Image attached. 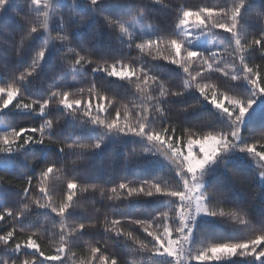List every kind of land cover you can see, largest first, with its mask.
Returning a JSON list of instances; mask_svg holds the SVG:
<instances>
[{"label":"snow or ice","instance_id":"1","mask_svg":"<svg viewBox=\"0 0 264 264\" xmlns=\"http://www.w3.org/2000/svg\"><path fill=\"white\" fill-rule=\"evenodd\" d=\"M112 40L119 54L108 55ZM0 57L11 62L0 64V264H264V204L249 211L264 199V0H0ZM37 80L43 93L27 94ZM121 83L127 94L109 87ZM110 137L133 138L110 173L119 179H81ZM153 159L165 172L141 176ZM217 172L224 181L210 183ZM149 198L163 206L115 215V202Z\"/></svg>","mask_w":264,"mask_h":264},{"label":"trees","instance_id":"2","mask_svg":"<svg viewBox=\"0 0 264 264\" xmlns=\"http://www.w3.org/2000/svg\"><path fill=\"white\" fill-rule=\"evenodd\" d=\"M165 2L175 7H179L180 5H185L187 7L195 8L199 6H205V5L214 6V5L223 3V0H165ZM145 7H149V6H145ZM151 7H155V6L153 5ZM116 10L117 9L113 7L105 8V11L114 12ZM162 19H163V16L154 19L152 22L160 23ZM173 20H174V15H169L167 17V22L169 24H171ZM81 32L86 38H91L92 36V33L89 32L87 29H82ZM80 34H81L80 32L74 33L75 36H79ZM100 35L101 37H103V39H106L107 31L105 29H101ZM215 41L219 42L220 44L224 43V41H222L219 38L215 39ZM39 42H40L39 39L37 41H34L33 47L37 46ZM100 43H102V40L100 38H97V40L93 42L92 46L96 47L99 50ZM107 47H108V55L119 54V49L116 48L118 47V43L115 40H112L111 42H109ZM54 55H55L54 52L49 55V58H48L49 62L51 61L52 56ZM133 55H135V53H133ZM26 60H27V56L25 57L24 61H20L17 63V67L22 66L26 62ZM256 62L259 63L260 60L257 58ZM0 64H7L11 66V62L4 57H0ZM42 74L44 76L45 86H47V84L51 83L52 73L49 72L47 68H45ZM7 75H9L8 72L0 70V78L7 76ZM109 87L114 88L116 91L121 92L122 94H127L124 92L125 86L122 83L121 84H110ZM43 91H44V86H42L38 80L31 81L28 85H26V92L29 95L39 96L43 93ZM175 103L180 104L182 103V101H176ZM259 103L260 101L257 102V104ZM256 107L257 106L254 105V108ZM205 110L211 111V109L208 106H205ZM201 111H204V110H201ZM188 118L190 120H194L196 118V114H191ZM39 119H40L39 117L33 116L32 117L33 121H31L28 119H23L22 114L10 113L8 122L9 123H20L24 126H29L30 124H33V123L38 125L40 123V121H38ZM70 123H74V121H71V119L68 118L61 125V129H60L61 136L65 135L68 132ZM92 131L93 133H96L97 135L99 134L95 128H93ZM89 134L91 135L92 133H89ZM132 142H133V138H130V137L129 138L110 137L109 140L102 146V150H100L93 156L92 160L89 163V166L85 169L80 170V174H79L80 178L81 179H92L93 175L95 174L100 179H104L107 177L109 178L110 182L117 181L119 177L116 176L115 174H110V173L112 169L118 168V166L120 165L122 161L124 151L131 147ZM136 143L139 144L140 141L137 139ZM56 152H57V149L55 148V146H51L49 149L46 150V154L41 158V160L37 161V164L42 163L43 160L49 158L47 153H56ZM70 160L71 158H69V163H70ZM238 163L240 164L242 168L246 170L249 168V165L243 156L240 157ZM164 172H165V164L162 161V159H153L151 163L147 164L146 166H142L140 169L141 176L156 175V174H161ZM220 181H224V177L222 176L220 172H217L209 177L210 183L220 182ZM17 184H18L17 181L12 180L10 183V186L16 187ZM6 196H7L6 193H0V201H3L6 198ZM96 196L98 197V193L96 194ZM231 196L233 199L240 201V202H247V199L250 200V195L249 197H246L245 194L239 190H233V192L231 193ZM83 203L85 206L89 208V210H91V207H92L91 198L84 200ZM107 203H113V202H107ZM115 203L118 205L117 213H115V215H119V214H129V213L145 214L146 212L151 211L153 208L163 206L164 202L162 200L159 202H155L151 198H149L147 201L132 202L128 207H124L123 205H120L122 202H119V201ZM262 204H264V199H257V200L251 201V207L249 208L250 213L253 216L259 215L262 212ZM95 207H101L102 211H108V209L102 207V204L99 201L95 204ZM74 218H86V217H83V214L77 211L74 214ZM93 235H95V233H93ZM37 239L39 240V242L41 243V245L43 246L46 252L54 251V247L50 244L47 236L38 237ZM86 239H92V237H86ZM74 250L77 251L78 256L82 257L84 254H86V250L83 252L81 249H74ZM128 259L132 260L135 258L129 257Z\"/></svg>","mask_w":264,"mask_h":264},{"label":"rangeland","instance_id":"3","mask_svg":"<svg viewBox=\"0 0 264 264\" xmlns=\"http://www.w3.org/2000/svg\"><path fill=\"white\" fill-rule=\"evenodd\" d=\"M214 45H220V43L214 40V41L212 42V44H210L209 46L211 47V46H214Z\"/></svg>","mask_w":264,"mask_h":264}]
</instances>
